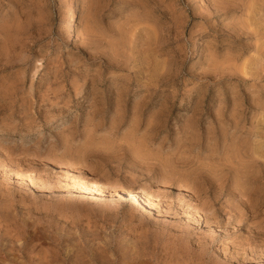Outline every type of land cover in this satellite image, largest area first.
<instances>
[{
  "label": "rangeland",
  "instance_id": "374dc122",
  "mask_svg": "<svg viewBox=\"0 0 264 264\" xmlns=\"http://www.w3.org/2000/svg\"><path fill=\"white\" fill-rule=\"evenodd\" d=\"M0 264H264V0H0Z\"/></svg>",
  "mask_w": 264,
  "mask_h": 264
},
{
  "label": "bare ground",
  "instance_id": "6f19581e",
  "mask_svg": "<svg viewBox=\"0 0 264 264\" xmlns=\"http://www.w3.org/2000/svg\"><path fill=\"white\" fill-rule=\"evenodd\" d=\"M79 7H80V2L79 1H76L75 3H74V5H73V7L71 8V12H70V15H69V17H68V22H67V29H68V32H75V28H74V25H75V22H76V12H77V10L79 9ZM66 24V23H65ZM71 166H73V168H75V169H77V170H79V167L80 166H77V165H75L74 163H72L71 164ZM82 170V169H81ZM80 170V171H81ZM83 171V170H82ZM88 188H90V187H88ZM89 190H91V188L89 189ZM93 190V189H92ZM115 193V192H114ZM111 194L110 193V195H118L119 194V192L118 193H116V194ZM136 196V195H135ZM140 198V197H139ZM144 201V200H143ZM145 207L147 206V207H150V208H153V206H152V203L149 201V198L148 199H146L145 200V205H144ZM146 209V208H145Z\"/></svg>",
  "mask_w": 264,
  "mask_h": 264
}]
</instances>
